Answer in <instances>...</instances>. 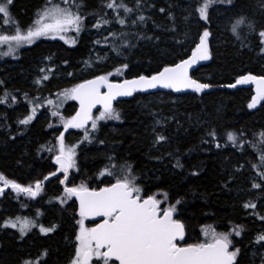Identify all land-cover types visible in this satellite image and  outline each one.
Listing matches in <instances>:
<instances>
[{"label": "trees", "instance_id": "obj_1", "mask_svg": "<svg viewBox=\"0 0 264 264\" xmlns=\"http://www.w3.org/2000/svg\"><path fill=\"white\" fill-rule=\"evenodd\" d=\"M148 1L151 0H142L136 10L145 16L144 22L113 30L128 33L129 46L120 47L119 55L112 45L119 46L121 41H113L109 33L102 39L86 36L97 19L94 14L111 10L103 7L104 0H82L81 10L86 19L79 35L72 34L75 44L71 43L72 39L68 43L41 39L23 47L15 59L0 56V99L5 100L0 103V173L23 186L34 187L36 180L43 181V190L36 198L26 197L24 193L14 195L12 191L0 198V264H24L26 260L37 259L59 264L66 253L61 245L67 239L70 248L75 237L79 218L77 202L73 198L66 204L60 203L57 198L63 195L64 185L59 182L63 174L49 176V173L57 167L54 164L57 137L64 131L61 116H74L77 107L74 100L63 101L58 94L96 76L85 72L83 63L94 53V47H105V65L101 68L106 70L101 74L112 72L110 79L115 81L133 79L150 76L165 65L189 58L205 28L211 33L208 38L211 58L192 76L212 87L180 96L163 92L136 94L132 99L122 100L115 107L120 120L99 121L95 131L88 127L91 142L83 139V129H69L64 133L66 144L79 146L77 168L70 171L66 183L104 187L115 180L107 174L100 176L102 170L113 163L128 164L137 177L136 183L146 194L156 195L164 208L176 206V218L184 223L188 242L203 240L205 225L224 232L239 225L241 235L237 237L233 233L231 237L234 246L240 249L238 256L245 254L247 259L248 248L257 244L255 236L264 229V220L260 219L264 216V187L252 188L248 174L258 176L253 164L259 163V156L250 144L264 131V100L249 108L255 96L251 88L243 85L230 90L221 85L235 83L242 75L264 76L252 51L243 46L241 39L235 44L233 41L237 40L231 31L232 24L243 16L255 24L254 34L258 36L259 30L264 29V13L253 16L258 0H232L231 4L212 5L209 20L205 22L195 11L202 0H154V12L147 15L142 4ZM124 2L135 7L130 5L131 0ZM46 3L47 0H13L12 17L26 30ZM160 8L165 11L160 12ZM0 32L11 34L12 28L2 23ZM49 56L55 59V65L48 68L52 72L44 81V88L38 89L30 81L39 70L38 59ZM123 64H128V68L123 69ZM117 68H121V75L115 74ZM57 76L61 79L55 80ZM161 95L163 100L176 99L174 109L153 102L149 110H144L137 103ZM48 100L54 101V105H49ZM33 106H36L35 118L27 125L21 124L19 121L31 114ZM53 111L60 115L53 116ZM213 131L215 138L209 135ZM228 132L243 133L240 137L243 148L227 141ZM158 134L167 139L157 143ZM177 160L181 167L176 166ZM45 176L49 179L44 180ZM259 181L264 185L260 177ZM177 200L181 201L178 205ZM245 203H254L256 208H245ZM17 217L34 220L44 227L55 226V231L43 234L36 227L21 237L18 229L3 227L5 221H15ZM65 248L68 250L66 245ZM245 259L239 264H248Z\"/></svg>", "mask_w": 264, "mask_h": 264}, {"label": "snow or ice", "instance_id": "obj_2", "mask_svg": "<svg viewBox=\"0 0 264 264\" xmlns=\"http://www.w3.org/2000/svg\"><path fill=\"white\" fill-rule=\"evenodd\" d=\"M142 0H136L135 7H129L124 0H104L103 7L110 9L114 16L109 18V13H95L97 19L93 24L96 29L110 26L113 21L122 28L137 26L138 22H144V15H135L136 10L140 8ZM231 4L232 0H202L195 11L199 19L208 22L209 8L214 4ZM13 0H0V19L4 25L12 28L11 34L0 32V47L7 46L6 51H0V56H15L24 45L34 44L41 38L60 39L68 43L67 34L75 32L77 35L84 27L85 15L81 10L82 0H61L59 3L53 0H47L45 6L37 13V18L26 30L22 29L18 21L12 17L10 6ZM121 11L124 15H121ZM164 12V8L159 9ZM135 15V18H132ZM247 26L249 31L255 32V26L247 21L246 17H239L231 26L232 33L240 38V29L242 25ZM211 33L207 28L204 29L199 37V43L192 50V54L187 59H181L178 63L163 66L162 70L152 75H139L133 79H124L123 81H113L110 76L112 72L96 75L92 79H85L73 87L64 89L58 95L63 101L74 100L79 103V110L74 116L64 118L61 116L64 131L57 137L58 150L54 155V164L56 170L49 173V176H57L62 173L63 178L59 179L60 184L64 185L63 195L58 197L60 203L66 204L68 201H78V216L76 220L78 231L75 235L74 256L70 264H237V256L240 249L234 246L231 239L233 233L240 236L242 228L237 225L230 232L217 231L210 225L202 228L204 239L195 242L186 240V229L184 223L176 218L177 208L175 205L162 207V201L156 195H148L144 189L136 183L131 165L111 164L106 167L99 175L105 174L113 176L115 182L108 183L104 187L91 188L85 183L68 186L67 181L72 169L77 168L76 149L79 146L69 145L65 142L64 133L69 129H83L84 140H90L88 124L91 122V129L97 130L99 121L120 120V113L114 108L113 102L118 97H131L136 92H146L150 89H171L176 92L191 89L200 93L205 89L212 87L209 83H202L193 79L189 74V69L198 61L208 60L211 54L208 47V38ZM109 36L113 41H121L117 46L113 43V50L120 54V47H127L129 43L126 39L128 33L114 32L109 28ZM125 38V39H122ZM148 38L149 37H144ZM260 51L264 52V29L258 32ZM108 42V37L104 38ZM76 43L75 38L71 40ZM97 44L101 41H96ZM128 68V64L121 66ZM44 73L36 83H42L50 78L52 69H41ZM116 75H121V68L115 70ZM71 75V73H69ZM255 84L256 95L249 103V108H255L257 103L264 100V76L252 74L242 75L236 79L235 83L221 85L222 87L236 88L237 85ZM104 90V91H102ZM7 95V94H6ZM27 95V94H26ZM15 100V97H13ZM5 100L0 99V103ZM49 105H54V101L48 100ZM100 106L99 115L93 114V109ZM36 115V106H33L30 115L21 119L19 122L23 125L29 124ZM53 116H59L58 111L52 112ZM213 138L216 133L210 132ZM243 133L237 135L235 132L227 133V141L234 147L243 148L244 142L240 137ZM167 138L158 134L156 142L165 141ZM101 144L103 141H99ZM216 143V147L220 148ZM259 156V163L253 164L254 169H258V176L264 180V131L258 134V140L250 144ZM52 151V149H48ZM177 167H181L177 160ZM116 169V171H113ZM78 170V169H77ZM195 175V173H193ZM45 176L44 180H48ZM0 195L4 189L11 187L17 193H25L31 198L39 196L43 190V181L36 180L34 187L32 185L23 186L14 180L7 179L0 174ZM264 187L261 183L253 182L252 188L261 189ZM73 201V203H75ZM181 201L177 200L176 204ZM245 208H256L254 203H245ZM41 213L37 210V215ZM97 218H100L97 221ZM264 220V216L260 217ZM92 220L94 224L87 226L85 221ZM3 227L18 229L21 237L28 234L33 228L39 227V231L48 234L55 231V226L44 227L38 225L34 220L17 217L15 221L9 219L4 222ZM182 242V243H181ZM264 242V234L256 238V243ZM47 253H44L46 256ZM24 264H41L37 259L35 262L26 260Z\"/></svg>", "mask_w": 264, "mask_h": 264}, {"label": "rangeland", "instance_id": "obj_3", "mask_svg": "<svg viewBox=\"0 0 264 264\" xmlns=\"http://www.w3.org/2000/svg\"><path fill=\"white\" fill-rule=\"evenodd\" d=\"M156 1V0H155ZM135 2L136 0H131V6H135ZM153 2L154 0H151V1H148V2H144L143 5V11H145V13L147 15H150L152 14L154 11V8H153ZM11 10V9H10ZM253 13V16H257V15H262V13H264V0H258V3L256 5V8L254 9V11H252ZM11 14H12V11H11ZM13 15V14H12ZM121 15L123 16L124 13L121 11ZM135 15H139V13L136 11ZM135 15L132 17V18H135ZM114 16V13H112V11L109 13V18H112ZM14 19H16L15 16H13ZM17 20V19H16ZM248 22H251L250 19L247 20ZM3 23V20L0 19V25ZM254 26L255 24L253 22H251ZM138 25V24H137ZM6 27H8L7 25H4ZM136 27V26H135ZM109 28L111 31L115 30V29H123L119 24L115 23L113 21V23L110 25V26H106L104 28H101V29H96L94 28L93 26L91 28L88 29V31L86 32V36L89 37V39H102L106 34L109 33ZM91 29V30H90ZM240 31V38L237 39V37L235 36V39L237 41H233L235 44H238V40L241 39V42L243 43V46L246 47L249 51H252L253 53V56L255 58V63L257 65H259V68L260 69H263L264 70V52H261L260 51V48H261V45L259 43V38H257V34L254 32H251L249 31V29L247 28L246 24L245 25H242L241 26V29L239 30ZM75 33V32H69L67 34V39L68 41H70L72 38V34ZM41 39H47V38H41ZM40 39V40H41ZM49 40H53V39H49ZM55 40H60V39H55ZM39 41V40H37ZM36 41V42H37ZM27 45H24L23 47H25ZM21 47L19 49V51L23 48ZM1 48L3 50H7V46H3V47H0V50ZM95 51L92 55L89 56V58H87L86 60L83 61L84 65L86 66L85 67V72L86 71H89L91 72L92 74L91 75H101V73L106 70V69H102L101 67H103L105 65V60L103 61V57L105 56L104 52H105V47H102L101 45H98L96 47H94ZM18 51V52H19ZM18 52L15 54V56H6L7 58H17V55H18ZM192 54V53H191ZM108 60V58L106 59ZM55 59L52 58V56H49V57H40L38 59V63H37V67L39 68V70H36L35 73H33V76L31 78V84L32 86H35L36 88L38 89H41V88H44L45 84H44V81L42 83H36V81L44 74L41 72V69H48L49 67H53L55 64ZM58 75V74H57ZM111 78V77H110ZM200 79H202V76L199 77ZM59 80L61 79L59 76L55 77V80ZM123 79L119 80V81H122ZM199 80V79H198ZM176 99H169V100H163V96L161 95L160 97L158 98H154L153 100H151L150 98H144L142 99L141 101H137V103L142 107V109L144 110H149V105L150 103H156L157 105H160V106H169L171 109H174V103L176 102L175 101ZM1 174V173H0ZM248 180L250 182H257L259 181V177L257 175H255L254 173H249L248 174ZM259 183H261L259 181ZM252 184V183H251ZM3 184L2 182H0V187H2ZM8 191H12L14 193V195H21L20 193H17L16 191H14L11 187H7L4 189V193L2 195H0V198H2L3 195H5L6 192ZM25 194V193H24ZM26 197H29L27 194H25ZM30 198V197H29ZM262 208L264 209V204L262 205ZM79 219V218H78ZM86 225L87 226H92V225H89L88 221L86 220L85 221ZM78 231V225L76 224V232ZM260 234H264V229H262L261 231H259L256 236H255V242H256V238L258 235ZM76 235V233H75ZM65 245L66 247L68 248V241L67 239H65L62 248L65 250V255L63 254V256L61 257L62 258V261L59 262V264H70V261L71 259L73 258L74 256V250H75V237H72V243L70 244V248H68V250H66L65 248ZM248 251H249V254L247 255V259L246 258V255L244 254L242 257H239L237 256V262L238 261H244V259L248 262V264H264V242H261V243H257L255 245V247H249L248 248ZM53 264V261H42L41 264Z\"/></svg>", "mask_w": 264, "mask_h": 264}, {"label": "water", "instance_id": "obj_4", "mask_svg": "<svg viewBox=\"0 0 264 264\" xmlns=\"http://www.w3.org/2000/svg\"><path fill=\"white\" fill-rule=\"evenodd\" d=\"M207 62V60H202V61H198L196 64H194L190 69H189V74L192 76L193 75V73L195 72V70L200 66V65H202V64H204V63H206ZM192 78H193V76H192ZM194 79V78H193ZM243 85H237V87L236 88H240V87H242ZM245 87H247V88H251L252 90H253V93H254V95H256V86H255V84H252V83H249V84H245L244 85ZM228 88V87H227ZM236 88H228V89H236ZM102 91H104V90H102ZM164 91H172V92H174L175 94H177V95H184V94H187L188 92H190V91H192L191 89H187V90H182V91H180V92H176V91H173V90H171V89H163V88H157V89H150V90H148V91H146V92H138V93H146V94H150V93H159V92H164ZM137 93V92H136ZM135 94V93H134ZM133 94V95H134ZM132 97V96H131ZM131 97H118L117 98V100H115L114 102H113V106H115L118 102H120L121 100H126V99H130ZM76 103H77V106H78V108H77V111L79 110V103H78V101H75ZM100 110V106L99 105H97V107L95 108V109H93V114H95V113H97L98 111ZM91 125V122H89V124H88V126H90ZM77 203H78V201H77ZM78 208H79V203H78ZM100 218H97V221L99 220ZM88 221H91V222H94V221H92V220H88Z\"/></svg>", "mask_w": 264, "mask_h": 264}, {"label": "flooded vegetation", "instance_id": "obj_5", "mask_svg": "<svg viewBox=\"0 0 264 264\" xmlns=\"http://www.w3.org/2000/svg\"><path fill=\"white\" fill-rule=\"evenodd\" d=\"M89 223V225H93L94 223H90V222H88ZM237 264H239V261L237 262Z\"/></svg>", "mask_w": 264, "mask_h": 264}]
</instances>
